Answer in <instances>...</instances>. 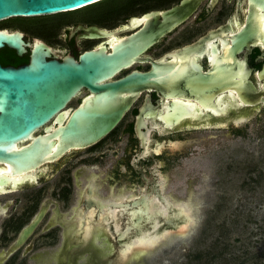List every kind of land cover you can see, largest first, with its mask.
Here are the masks:
<instances>
[{
    "label": "flooded vegetation",
    "instance_id": "1",
    "mask_svg": "<svg viewBox=\"0 0 264 264\" xmlns=\"http://www.w3.org/2000/svg\"><path fill=\"white\" fill-rule=\"evenodd\" d=\"M0 31L18 36L25 49L19 55L4 45L1 68L27 67L41 52L56 63L67 56L80 63L83 54L99 53L108 57L99 85H108V93L123 81L125 88L113 91L130 101L117 125L86 148L19 175L0 164L2 263L21 254L55 258V264H74L82 253L99 255L93 237L83 236L91 214L94 223L109 209L151 205L153 198L174 203L164 193L173 182L171 168L205 140L201 131L234 135L241 120L264 112V97L255 105L241 101L245 80L264 92V0H101L75 11L1 20ZM90 97L82 87L33 137L64 127ZM52 141L55 148L59 138ZM196 181L187 182L186 202ZM70 226L76 227L71 234ZM41 240L47 246L36 249Z\"/></svg>",
    "mask_w": 264,
    "mask_h": 264
},
{
    "label": "water",
    "instance_id": "2",
    "mask_svg": "<svg viewBox=\"0 0 264 264\" xmlns=\"http://www.w3.org/2000/svg\"><path fill=\"white\" fill-rule=\"evenodd\" d=\"M101 0H0V21L15 17H35L75 11ZM18 36L0 31V49L7 45L16 49L19 55L25 51ZM48 52L32 55L31 64L20 69L0 67V164L8 166L11 175H19L53 161L72 149L86 148L106 136L119 122L128 109L130 101L120 99L116 89H124L122 82L113 85L111 92H105L108 85H99L108 57L99 53H85L77 63L72 57H65L62 63L48 62ZM264 67L259 74L264 84ZM82 87L93 93V97L77 108L64 127L49 136L33 137L47 121L65 107ZM129 87V86H128ZM129 90H132L129 87ZM264 97L245 80L241 85V101L255 105ZM64 117H67L64 116ZM59 142L53 147V138ZM31 143L19 146L24 141ZM7 181V179H5ZM150 205L134 204L129 211L138 212L132 226L145 227ZM172 217V218H171ZM170 216L165 219L167 229L175 230L182 219ZM188 221V219H186ZM35 228L27 226L6 253L17 250ZM124 234L117 235L116 240ZM103 257V262L122 259ZM125 258V257H123Z\"/></svg>",
    "mask_w": 264,
    "mask_h": 264
},
{
    "label": "rangeland",
    "instance_id": "3",
    "mask_svg": "<svg viewBox=\"0 0 264 264\" xmlns=\"http://www.w3.org/2000/svg\"><path fill=\"white\" fill-rule=\"evenodd\" d=\"M237 132L201 131L207 136L205 140L192 155L171 168L173 182L164 193L174 201H185L188 180L197 178L192 184L191 201L200 205L199 220L188 229L189 240L166 254L158 255L163 241L108 264H264V112L241 120ZM186 231H174L171 238L186 235ZM47 242L36 243V249L47 246ZM136 252L141 258L137 262L133 257ZM40 259L51 260L45 256ZM37 262L21 254L13 262L0 264Z\"/></svg>",
    "mask_w": 264,
    "mask_h": 264
},
{
    "label": "bare ground",
    "instance_id": "4",
    "mask_svg": "<svg viewBox=\"0 0 264 264\" xmlns=\"http://www.w3.org/2000/svg\"><path fill=\"white\" fill-rule=\"evenodd\" d=\"M111 198H114V196ZM119 198L121 197H118V199ZM152 201H154V203L148 208L146 226L142 228L134 227L131 224L134 220L133 217L138 213L135 211H129L127 209L121 210L119 208L109 209L101 213L104 214L101 220L95 221L94 223L92 220H95L96 216L95 213L91 214L88 224L86 225L84 222L82 226L86 230V234L84 233L83 236L85 235L86 239L91 236L93 237L92 239L95 242L94 247H97V250L100 251L98 252L99 255H93V257L92 252H90L91 255L89 253L79 254L76 256L74 264H93L95 262L99 263L100 261L104 264L103 257L113 258L116 255L122 258L127 257V255L133 251L157 247V245L161 244L163 241L165 244L159 250L158 255L166 254L176 245L185 244L191 236L190 227L197 224L199 220V216H197V207H200V205L197 204L199 203H194L191 200H188V202L174 201L173 203L171 200L160 201L157 198H153ZM171 215L177 217L179 220L182 219V222L177 225L175 230L167 229L166 226H164L165 219ZM186 219H188V221ZM82 227L80 226L79 231L82 230ZM69 228L71 229L72 226ZM75 228L76 227H73V229ZM189 228L190 230H188ZM73 229L70 230V234L73 232ZM174 231L179 234H181L182 231H186L187 234L171 238ZM121 234H124V236L119 238V243H117L116 236ZM136 253L138 254L133 256L135 262L141 260L139 252ZM1 255L2 254H0V256ZM152 257L154 256L146 257L145 262L148 261V258L151 259ZM38 259L39 258L36 259V261H38L37 264H55V258L51 260Z\"/></svg>",
    "mask_w": 264,
    "mask_h": 264
}]
</instances>
